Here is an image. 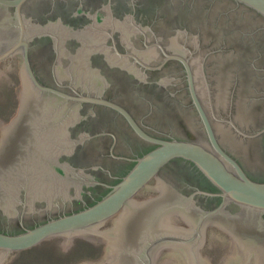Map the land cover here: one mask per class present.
Here are the masks:
<instances>
[{
	"label": "water",
	"instance_id": "95a60500",
	"mask_svg": "<svg viewBox=\"0 0 264 264\" xmlns=\"http://www.w3.org/2000/svg\"><path fill=\"white\" fill-rule=\"evenodd\" d=\"M0 264H264V0H0Z\"/></svg>",
	"mask_w": 264,
	"mask_h": 264
},
{
	"label": "rangeland",
	"instance_id": "374dc122",
	"mask_svg": "<svg viewBox=\"0 0 264 264\" xmlns=\"http://www.w3.org/2000/svg\"><path fill=\"white\" fill-rule=\"evenodd\" d=\"M7 74L14 82L11 85L0 84L1 119L13 114V107L16 105L14 103L19 99L22 86L19 58L15 70L8 71ZM62 241V236L51 237L32 248L18 251L7 264H76L85 259H99L105 252V243H95L80 236L74 237L75 244H72L66 252H60L59 245Z\"/></svg>",
	"mask_w": 264,
	"mask_h": 264
},
{
	"label": "flooded vegetation",
	"instance_id": "af4514ba",
	"mask_svg": "<svg viewBox=\"0 0 264 264\" xmlns=\"http://www.w3.org/2000/svg\"><path fill=\"white\" fill-rule=\"evenodd\" d=\"M19 58V57H16V59ZM23 88V85L21 86V89ZM20 89V90H21ZM16 104L14 107H13V114L10 116V117H4L3 119H1L4 123L6 124H9L11 122V120L13 119V117L18 113V110H19V107H20V99H18V102L17 103H14ZM0 137H1V127H0ZM54 237V236H52ZM51 238V237H50ZM49 239V238H48ZM47 240V239H46ZM72 244H75L74 242ZM106 244V243H105Z\"/></svg>",
	"mask_w": 264,
	"mask_h": 264
}]
</instances>
